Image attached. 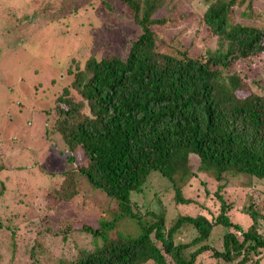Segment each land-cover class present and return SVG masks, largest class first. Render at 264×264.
<instances>
[{
  "label": "trees",
  "instance_id": "16d2710c",
  "mask_svg": "<svg viewBox=\"0 0 264 264\" xmlns=\"http://www.w3.org/2000/svg\"><path fill=\"white\" fill-rule=\"evenodd\" d=\"M117 1L125 5L136 30L125 58L89 57L82 68L69 67V88L77 98L63 88L51 114L44 108L34 113L51 123V132L43 130L45 142L38 130L32 138L54 158L35 160L28 150L32 143L19 137L9 146L16 157L0 150V179L14 183L16 195L12 202L9 187L0 182L6 189L0 205V264H11V254L18 250L14 241L31 232L30 215L40 199L33 196L38 195L57 204L83 200L95 225L82 215L57 220L55 231L49 222L37 224L29 238V264H261L262 193L255 200L246 195L238 207L222 195L228 179H244L247 188L252 180L264 181V87L243 82L246 72L263 67L264 28L241 25L230 16L231 8L244 2L239 15L250 18L252 3H262L264 11V0H204L205 10L195 22L215 41L197 56L174 40L160 50L161 38L154 31L181 26L180 14L176 19L166 15L191 0ZM244 89L245 95L238 96ZM22 155L31 158V165L28 159L11 163ZM190 157L197 160L194 171L188 169ZM54 161H63L59 172L51 168ZM12 164L17 165L13 172ZM33 169L43 181L36 192L30 186L26 194L20 175L35 183ZM197 174L216 183L211 202L216 213L184 197ZM153 175L169 185L148 199L144 191ZM168 190L175 205L194 206V214L184 212L166 224L159 196ZM232 208L249 220L245 228L227 216ZM185 233L189 237L184 241Z\"/></svg>",
  "mask_w": 264,
  "mask_h": 264
},
{
  "label": "rangeland",
  "instance_id": "374dc122",
  "mask_svg": "<svg viewBox=\"0 0 264 264\" xmlns=\"http://www.w3.org/2000/svg\"><path fill=\"white\" fill-rule=\"evenodd\" d=\"M231 9L230 16L234 22L264 28L262 3H252L253 16L250 15V18L239 15L242 10L246 9L244 2L236 3ZM204 10V0H191L188 5L184 4L181 9L166 15L168 19H176L180 14L179 18H182L183 22L175 29H169L168 25H165L154 30L161 38L162 47L160 46L159 49H166L165 44L172 45V42L177 41L183 47H187L189 53L196 56L203 55L215 41L213 38H208L205 32H200L202 28H199L195 22ZM257 15L260 16L255 17ZM135 35L136 30L132 27L125 5L117 0H0V150L5 151L9 158L16 157L17 155L10 151L9 146L12 145V141L16 143L19 141L13 139L14 137H19L23 138V143L25 140L32 143L28 150L35 153V160L41 161L43 155L47 162L52 160L54 155L51 150L42 149L40 142L32 138L33 134L28 132V130H38L43 142L46 139H44L43 130H47V134L51 132V123H45L43 118L35 116L34 113L44 108L51 114L53 101L63 88H68L71 96L77 98L75 92L69 88L72 80V75L67 73L69 67L70 69H74L75 66L82 68L83 61L89 57L99 60L114 56L123 60L129 41ZM58 62L61 66H57ZM50 64L54 71H51ZM256 66H259V63ZM245 74L246 78L243 82L248 84L252 82L251 88L259 87V84L264 87V63L261 71H249ZM245 93V89L237 91L240 97H243ZM29 114L32 115L30 119ZM54 138L50 135L49 141L54 143ZM39 140L41 141L40 138ZM63 156H58L57 159ZM27 159L30 163L31 158L22 155L11 163L16 161L23 163ZM80 161L81 158H78L76 163ZM55 163L56 161L51 168H56V172H59L63 161H58L56 165ZM196 165V158L190 157L188 169L194 171ZM9 167L13 172L17 165L12 164ZM33 175L35 183L27 182L25 178H22L23 174L20 175V185L26 194L30 186L33 188L35 186L34 192H36V186L42 184L43 179L41 180V174L37 170L33 169ZM195 176L189 180L190 186L185 188L184 197L194 199L200 204L205 203L211 211L216 213L215 205H211L212 193L216 188L215 181L204 174ZM243 181L245 184L244 179H228L222 195L226 203H232L234 207H238L246 195L255 200L257 192L262 193L264 201V181L252 180L249 188L242 186ZM0 182L4 187H9L7 192L11 195L7 194V198L10 199L12 196L11 201L13 202V196H16L12 195L15 190L14 183L11 184V181L6 183L5 179H0ZM168 185V182L153 175L149 179V187L144 191V195L149 199L152 193ZM204 189L208 192L207 196L204 195ZM5 192L6 189L0 184V205L5 202ZM33 197L40 198L36 202L38 207L32 209L34 212L30 215L33 227L31 232L27 233L28 240L25 237L23 240L14 241V246L18 250L11 254V264H29L30 259L27 255L31 241L29 238L33 236L32 231L37 224L49 222L48 226L55 231L58 226L56 225L57 220L82 215L87 223L91 226L95 225V218L87 214L86 209L82 207L84 201L79 198L69 203L57 204L56 200L50 196ZM45 200L48 205L45 204ZM159 200L166 224L184 212L194 214L196 209L194 206L175 205L171 190L163 191ZM51 208H53L52 211L45 216L47 209ZM0 211L3 210L0 209ZM17 212V215L21 214L18 210ZM227 216L232 223H237L243 228L249 224L247 217L238 213L235 208H232ZM188 237L189 233H185L183 240H187ZM36 244V248H45L43 245ZM55 248L54 245L48 250L52 252ZM9 253L5 252V255ZM261 264H264V259Z\"/></svg>",
  "mask_w": 264,
  "mask_h": 264
},
{
  "label": "crops",
  "instance_id": "0c3cea01",
  "mask_svg": "<svg viewBox=\"0 0 264 264\" xmlns=\"http://www.w3.org/2000/svg\"><path fill=\"white\" fill-rule=\"evenodd\" d=\"M28 132L32 135L33 134V131H31V130H28ZM22 141H23V138H20ZM30 145H32V144H30Z\"/></svg>",
  "mask_w": 264,
  "mask_h": 264
},
{
  "label": "clouds",
  "instance_id": "9594fccd",
  "mask_svg": "<svg viewBox=\"0 0 264 264\" xmlns=\"http://www.w3.org/2000/svg\"><path fill=\"white\" fill-rule=\"evenodd\" d=\"M14 139V138H13Z\"/></svg>",
  "mask_w": 264,
  "mask_h": 264
}]
</instances>
